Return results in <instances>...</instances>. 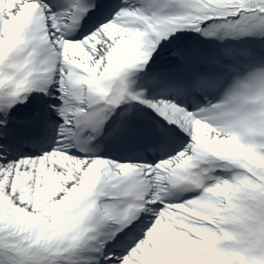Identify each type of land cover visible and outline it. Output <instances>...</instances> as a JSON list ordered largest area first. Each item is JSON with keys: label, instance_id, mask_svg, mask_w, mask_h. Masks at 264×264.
Masks as SVG:
<instances>
[{"label": "snow or ice", "instance_id": "1", "mask_svg": "<svg viewBox=\"0 0 264 264\" xmlns=\"http://www.w3.org/2000/svg\"><path fill=\"white\" fill-rule=\"evenodd\" d=\"M0 264H264V0H0Z\"/></svg>", "mask_w": 264, "mask_h": 264}, {"label": "rangeland", "instance_id": "2", "mask_svg": "<svg viewBox=\"0 0 264 264\" xmlns=\"http://www.w3.org/2000/svg\"><path fill=\"white\" fill-rule=\"evenodd\" d=\"M227 41H230V40H227ZM215 43H216L217 45H223V44H221V42H219V40H218V41H215Z\"/></svg>", "mask_w": 264, "mask_h": 264}]
</instances>
